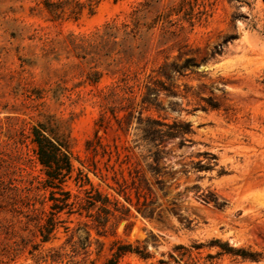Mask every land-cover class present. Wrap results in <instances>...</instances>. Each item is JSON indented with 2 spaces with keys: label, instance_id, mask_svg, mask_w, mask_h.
<instances>
[{
  "label": "rangeland",
  "instance_id": "obj_1",
  "mask_svg": "<svg viewBox=\"0 0 264 264\" xmlns=\"http://www.w3.org/2000/svg\"><path fill=\"white\" fill-rule=\"evenodd\" d=\"M199 1L208 16L192 28L184 24L177 36L168 34L164 48L172 49L159 53V25L145 40L123 41L131 13L151 0H100L93 14L86 7L77 19L71 7L56 19L44 0H0V264H109L116 243L149 255L128 253L116 264H264V1ZM152 4L148 22L177 0ZM188 58L196 63L183 76L159 74L163 64L182 65ZM150 77L161 78L178 96L162 92L164 110L152 108L145 115L190 122L194 132L189 136L194 144L180 146V137L163 144L169 151L167 195L154 187L153 218L138 211L134 191L128 202L112 189L118 186L113 171L87 146L97 131L111 149L132 146L135 131L121 130L110 108L124 118L123 99L131 98L139 110ZM102 115L106 129L98 126ZM40 126L68 146L73 172L63 188L71 201L91 189L109 198L113 214L104 228L97 205L82 215L60 214L50 241H42L39 226L53 203L40 183L45 174L34 142ZM203 153L218 158L213 170L193 168L207 162ZM130 160L137 163V155L130 153ZM80 172L89 183H78ZM194 186L200 195L214 194L223 207L197 199ZM116 202L129 213L115 211ZM80 236H89L84 247L77 245ZM194 244L202 248L192 249ZM179 245L192 250L191 259H170L171 253L181 258ZM229 248L233 251L226 252Z\"/></svg>",
  "mask_w": 264,
  "mask_h": 264
},
{
  "label": "trees",
  "instance_id": "obj_2",
  "mask_svg": "<svg viewBox=\"0 0 264 264\" xmlns=\"http://www.w3.org/2000/svg\"><path fill=\"white\" fill-rule=\"evenodd\" d=\"M100 0H88L87 3H82L79 1L73 2L72 0H44L45 8L53 15L56 19H60L65 14L66 8L71 7V15L75 19L81 14L84 8L88 7L91 14H93V5L98 4ZM145 2L141 3L134 11L131 13L133 19V24L126 25V28H130V31L126 32L123 38L124 43L131 40H145L148 32L160 26L162 31L161 38L158 40L155 47L156 51L159 53H164L169 48L165 49L167 45L168 34L177 36L178 31L184 30V24H188L189 27H194L199 24L204 18L208 16L207 6L205 3H200L199 0H177V4L169 8V10L159 13L157 10L155 18H152L148 22L149 12L156 8L155 4ZM240 1V0H236ZM264 1V0H263ZM155 2L158 4L161 0ZM148 8L150 10H148ZM158 9V8H157ZM176 15L178 19L176 21L171 20V17ZM146 29L143 31V29ZM172 28L174 30H172ZM182 48H179L181 51ZM144 53V52H143ZM196 63L195 58H188L182 65H177L175 63H165L160 67L159 74L170 79L172 76L180 75L183 76V72L189 70V67ZM145 88L147 91L142 97L141 105L139 110H135L133 107V100L131 98H124V106L120 110L127 111L124 118H118L117 110L118 108H110V112L119 125L120 129L125 133H129L134 130V139L132 140V146L125 148L121 151L117 145H114V149L109 146L104 145L101 138L98 137L99 131L95 134V141H89L87 146L88 149L92 151L94 158L100 157L105 159L106 171L112 170L114 175L112 179L118 185L116 188L112 189L120 196H125L128 202H131V197L129 192L134 191L137 198V209L142 212L145 216L153 218L155 215V210L153 206L156 201L153 198V189L156 187L157 190L163 193L164 196L167 195L166 186L163 180L164 175L169 174L167 171V165L165 157L169 154V151L164 149L163 144L173 141L180 137L182 140L179 145L184 146L187 142H192L189 136L193 135V128L190 122L184 120H173L167 121L161 117H154L151 115H145V112H149L152 108L157 110H164L162 102L158 100V97L162 92H165L169 96H178L177 92L166 85V83L161 78L150 77L149 81L146 83ZM177 105L175 104L174 108ZM210 108L213 110L218 109V106L214 103L209 104ZM208 110V108H204ZM105 116L102 115L98 122L100 129H106L104 125ZM123 121L126 123V128L122 127ZM136 121V126L132 127V122ZM46 128L40 126L34 129V142L37 145L36 154L39 164L42 166V170L45 174V178L40 183L43 189L49 190L50 197L49 200L52 201L51 211L48 213L46 218V223L39 226V231L43 236V242L50 241V236L57 229L58 219L60 214L66 213L68 215H73L79 213L82 215V211L87 213L92 207H98V211L103 214L97 217L99 225L103 228L109 222V216L113 214L112 210L109 208L111 204L108 197H103L100 192L91 189L86 191L84 197H75L74 201H71L72 195L70 192L65 191L63 188L64 183L71 177L73 172V166L71 163V155L68 146L65 142L51 138L46 134ZM126 151V152H125ZM130 153H135L137 155V163H131ZM200 155V153H199ZM202 155V154H201ZM207 156V162L199 161L193 164V168L200 171H210L217 166L218 158L214 154L203 153ZM113 162V163H112ZM163 164V166H161ZM126 165L129 178L124 175L125 170L123 166ZM143 165L144 170L142 171L139 166ZM116 166L119 167L116 170ZM94 169H97V161L94 162ZM148 173L153 182L145 176ZM120 176V179L118 178ZM104 178L105 175H102ZM78 183L84 185L85 182L89 183L86 175L82 172L79 173L77 177ZM170 185L169 188H171ZM177 185L175 188L177 189ZM191 191H195L196 198L202 199L205 203H214L215 206L223 207L224 203L220 204L218 198L213 195H200V187L194 186L190 188ZM115 211H121L126 214L129 213L128 209L120 208L119 204L116 202L114 204ZM77 208V209H76ZM35 212L36 210H32ZM160 216V212L158 213ZM92 217V215H90ZM89 241V236L82 238L77 243L79 247L86 246ZM219 243V242H218ZM116 247V251L113 254V258L110 260L109 264H116L120 258L128 253H135L140 257L147 259L149 255L144 253L139 248H133L131 245H120L116 243L113 250ZM192 249L199 250L202 248L200 244H194L191 246ZM175 251H183L180 254L181 258L176 257L173 253L169 255L170 259L174 262L179 263L183 261V258L188 255L191 256L192 250L183 245L175 247ZM228 251H233L231 248ZM191 259V258H190ZM76 264H89L86 262H79ZM159 264H169L164 260H160Z\"/></svg>",
  "mask_w": 264,
  "mask_h": 264
}]
</instances>
